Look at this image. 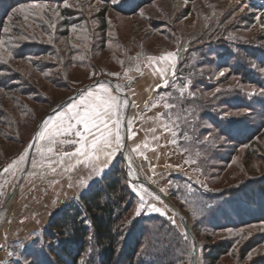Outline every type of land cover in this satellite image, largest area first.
<instances>
[{"label":"rangeland","instance_id":"rangeland-1","mask_svg":"<svg viewBox=\"0 0 264 264\" xmlns=\"http://www.w3.org/2000/svg\"><path fill=\"white\" fill-rule=\"evenodd\" d=\"M135 1L68 0L70 6L64 7V0H0V39L13 54L7 63L0 62V172L29 150L38 125L76 91L108 78L116 91L126 94L138 77L129 73L142 68L148 57L177 53L171 85L147 106L132 111L127 121L132 131L145 126L147 132V138L145 132H133L132 149L139 145L137 152L128 143L124 150L136 177L127 170L124 182L133 203L128 219L139 224L153 219L146 224L149 231L162 222L181 234L185 231L174 210L138 182L144 178L168 198L174 196L184 214L191 210L198 219L193 233L196 264H264V0H156L127 14ZM38 3L49 7L33 6ZM52 23L55 28L49 26ZM5 27L10 32H3ZM171 34L178 38L171 41ZM178 47L183 49L181 57ZM188 48L191 52L185 55ZM253 89L255 94L249 95ZM165 102L176 107L166 109ZM150 109L160 110V117L170 116L171 121L161 120L177 135L158 152L148 150L159 145L150 131L155 125L147 116ZM123 114L122 109V118ZM120 135L123 145L122 124ZM138 137L148 140L147 147ZM48 147V139L35 140L24 176L27 156L15 170L0 176V207L7 202L0 209V264H56L47 253L49 222L101 179H88L92 174L83 164L65 171L53 163V172L48 164L59 159L62 146L54 145L53 153ZM74 147L64 145L63 150ZM85 179L87 189L81 184ZM220 193L231 194L225 213L236 225L211 230L193 199L207 202V195ZM141 203L144 208L136 216ZM152 206L165 214L151 211ZM240 216L252 220L239 224ZM143 242L147 245L148 237ZM219 245L228 252L216 259L212 251ZM94 253L88 237L87 254L78 264H96ZM175 264H188V256L179 254Z\"/></svg>","mask_w":264,"mask_h":264},{"label":"trees","instance_id":"trees-1","mask_svg":"<svg viewBox=\"0 0 264 264\" xmlns=\"http://www.w3.org/2000/svg\"><path fill=\"white\" fill-rule=\"evenodd\" d=\"M154 1L156 0H137L127 14H135ZM177 38L175 34L170 35L171 41ZM177 50L181 57L183 49L178 47ZM184 52L185 55H189L191 49L188 48ZM180 66L181 63L178 68ZM195 66L199 68L202 65ZM125 176L126 172L121 158L99 181L80 195L77 201L72 202L60 215L51 219L45 235L51 244L47 250L48 257H53L56 264H78L87 254L88 237H91L93 242L96 264H123L119 260L121 258L127 264H137L135 261H139L140 264H175L179 254L188 256L189 264L193 242L191 244L192 239L186 229L181 234L171 225L162 222L160 227L150 232L146 224H151L153 219H145L140 224L128 219L133 203L131 191L124 182L126 181ZM230 196L231 194L223 193L215 196L207 195V202L201 198L193 199L201 207L202 221L211 230L233 228L236 225L225 213L231 201ZM170 197L195 234V226L199 224L193 211L187 210L184 214V207L174 200V196ZM250 211L251 215L254 214L253 210ZM238 218L239 224L252 220V217L251 219L244 218V216ZM191 219L194 221L193 224ZM185 234L187 239H185ZM146 237L149 241L147 245L143 242ZM53 243L56 245H52ZM227 250L226 246L219 245L214 247L212 253L217 259L225 255Z\"/></svg>","mask_w":264,"mask_h":264},{"label":"snow or ice","instance_id":"snow-or-ice-1","mask_svg":"<svg viewBox=\"0 0 264 264\" xmlns=\"http://www.w3.org/2000/svg\"><path fill=\"white\" fill-rule=\"evenodd\" d=\"M113 2L116 3L118 0H113ZM33 6L38 7L41 10L47 9L49 7V5L46 3H38ZM63 6H70L68 4V0H64ZM55 7L56 6H53L54 11ZM56 15H59L58 11H56ZM140 15L143 16V13L141 12ZM49 26L55 28L54 23L50 24ZM72 31L75 32L76 28L73 27ZM3 32L8 33L10 32V29L5 27L3 28ZM25 38L26 37L23 36L18 37V39ZM49 43H51V39L49 40ZM5 53L7 54V58H5ZM12 58V52L7 50L5 41L0 39V62L7 63L8 60ZM168 58L174 59L175 53L168 52L158 59L164 60ZM148 59L156 60L157 57H148ZM125 75H127V72H125ZM220 75L222 76L224 73L221 72ZM167 83V80H165V87L167 86ZM190 84L191 81L184 85V88H187ZM117 88H119V85H117ZM158 89L159 86H157V91ZM0 91H2V89H0ZM216 91L219 92L220 89H216ZM253 94H255V89L249 93V95ZM181 96H183V91H181ZM151 106L156 107L158 105L153 103ZM163 106L166 109L176 107V105L169 104L167 102H165ZM127 107L128 101H121V99L113 93L112 88L106 83L98 82L97 87L94 89L82 90L77 102L73 103L66 112H61L59 116H49L47 120L42 122V127L36 134V140L48 139L49 147L47 148V151L49 153L54 152L53 146L57 143L62 146L59 153V159L50 161L48 167L52 168V164L55 163L58 166L63 167L65 171H72L77 165L83 164L85 167L91 169V173L93 175L99 176L110 164L114 153L123 147L122 137L120 135V116L122 109ZM160 118H166L171 121V117L166 116V114L163 113L161 114ZM52 121L55 122L52 129H49L48 125ZM128 126H132L131 122H129ZM163 128L165 131L171 130L169 124H164ZM150 131L154 133L155 129H151ZM172 134L176 135L175 132ZM61 137H65L66 139H61ZM153 139H158V137L153 136ZM64 145H73L75 147L71 150L64 151ZM144 146L147 147L146 141ZM139 147L140 146L137 145L132 149V151L137 152ZM27 154L28 149H26L25 152L18 157V159L13 160L10 164H8L7 167H5L2 172H0V176H3L4 173H9L10 170H15L19 164L25 161ZM43 155L44 153L41 152V156ZM65 158L68 159V164H65ZM73 160L75 163H72ZM35 166L36 163L34 162L33 167ZM52 171L55 172L56 168H52ZM129 176H131L133 179L136 178L134 176L133 170L131 169V165H129ZM81 184L82 186L87 187V180H82ZM0 187H2V185H0ZM161 191H163V189H161ZM155 198L159 199V197ZM143 200L144 197L141 195V201ZM143 208L144 204L141 203V205L135 210V215L139 216ZM151 211L160 212L161 215L165 214L155 206H152ZM172 222L175 223L174 220ZM89 239H91V237H89ZM185 239H187L186 234ZM248 259H252L251 253L248 255ZM25 264H27V261H25ZM81 264H83V261Z\"/></svg>","mask_w":264,"mask_h":264},{"label":"crops","instance_id":"crops-1","mask_svg":"<svg viewBox=\"0 0 264 264\" xmlns=\"http://www.w3.org/2000/svg\"><path fill=\"white\" fill-rule=\"evenodd\" d=\"M158 58L159 57H157L156 60H145L142 63V68L140 67L135 71L133 70L128 75L130 77L138 76L136 78L137 81L135 82L133 89H131L129 91L126 90V92H125L129 101H130V106H131L130 115H129L128 120L131 118L132 111H136L137 109H141L144 106H146L147 102L151 98H154L157 95H159V93H162L163 90H165L172 83L173 77L175 75L176 67H177V59H178L177 53H175L174 59L168 58V59L161 60ZM142 69H143V71H142ZM140 70L142 73L139 72ZM103 79H108V78H103ZM165 80H167V82H168L166 87L164 86ZM110 81H111V79H110ZM95 82L93 84L85 86L84 88H87L86 90L94 89L98 85V83H95ZM106 84L109 87H111L113 90V93L115 95H117L122 100L121 96L119 95V92L116 91L115 87L111 84H108V83H106ZM115 84L119 85L118 82H115ZM157 86H159L158 91H157ZM80 90H82V89H80ZM78 91H76L74 94H76ZM80 95H81V93L75 99L70 101L65 107H63L57 113H55V114H57L56 116H59L61 112H66L67 109L69 107H71V105L73 103L78 101ZM127 111H128V107L124 108L123 109V113H124L123 118L120 116V120L122 121V123H121L122 128H123V122H124L125 116L127 114ZM148 111H149V112H147L148 115L147 114L146 115L147 116L150 115V117H151V118L149 117L150 122L153 121V123L155 124V125H153V128L155 129L154 135L156 137H158V139H156V140H158V143H159V145L155 144V145L150 146V148L148 150L150 152H158L159 150L162 149L163 145H166L168 143H173V141H175V138L177 137V135H173L170 131L164 130V128H163L164 123L162 122L163 120H161V118H160V113H161L160 110L153 109L152 113H150L151 109ZM130 121H132V119ZM127 127H128V123H127ZM128 130H129V132L127 133V143H128L129 149H132V145H134V143H131V142H133L132 139H134V138H132L133 132H135L134 134H136L137 136L139 134H142L143 132H145V136H146L147 132L145 131V126L144 127L142 126L139 129H134L133 131H132V127H128ZM138 138H139L140 142L148 141L147 139H145V137H138ZM146 138H147V136H146ZM122 154H123L122 148L120 150L116 151L114 153L113 159L111 160L108 167H106L104 169V171L99 176L93 175L91 173V169H90L89 173L92 175H91V178L88 177V179L99 180L100 178H102L107 173V171L111 168L112 164L116 161V159L122 158ZM155 154H157V153H155ZM73 162L75 163L74 160H73ZM90 180H88V181H90ZM88 185H89V183L87 184V186ZM86 189L84 191H86ZM84 191H82V192H84Z\"/></svg>","mask_w":264,"mask_h":264},{"label":"water","instance_id":"water-1","mask_svg":"<svg viewBox=\"0 0 264 264\" xmlns=\"http://www.w3.org/2000/svg\"><path fill=\"white\" fill-rule=\"evenodd\" d=\"M98 82H104V83H108V84L113 85V82L110 81V80H108V79H103L102 78V79L97 80L95 83H98ZM86 89L87 88H84L82 90H86ZM82 90H79L76 94H74L73 96L69 97L64 102L60 103L55 109H53L52 111H50L46 115V117L42 120V122L45 121V120H47L49 118V116L54 115L60 109H62L63 107H65L70 101H72L73 99H75L82 92ZM119 95L121 97H123L125 100L128 101V111H127V114L125 116V119H124V122H123V128H122V130H123V148H122L123 154H122V160H123V163H124L125 172L127 173V170L129 169V166H128V164L126 162V159H125L124 150L126 149V146H127V133H128L127 121H128L129 115H130L131 106H130V101H129V99H128V97H127L126 94L119 92ZM42 122L38 125V127L36 129V134H37L38 130L41 128ZM36 134H35L34 139L32 140V142H31V144L29 146V150H28V154H27V164H26V167H25L24 171L22 172V176H24L25 172L28 169V164H29V161H30V155H31V152H32V150L34 148V143H35V140H36ZM138 182L139 183H142L143 185H145L150 191H152L155 195H157L159 198H161L179 216V218H180L183 226L188 231V233L190 234V236L192 237L193 242H194L193 252H192V255H191L190 264H196V262H197V244H196V240L194 238L193 232L191 231V228L189 227V224H188L186 218L183 216V214L178 209V207L165 194H163L162 192H160L159 190H157L148 181H146L144 178H139L138 179ZM6 203L3 204L0 207V209L5 208L6 207Z\"/></svg>","mask_w":264,"mask_h":264}]
</instances>
